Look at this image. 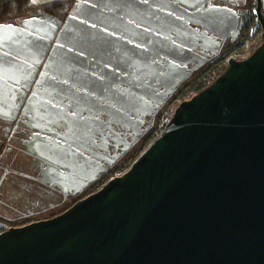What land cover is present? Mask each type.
Listing matches in <instances>:
<instances>
[{
  "label": "water",
  "instance_id": "95a60500",
  "mask_svg": "<svg viewBox=\"0 0 264 264\" xmlns=\"http://www.w3.org/2000/svg\"><path fill=\"white\" fill-rule=\"evenodd\" d=\"M83 1L71 12L81 21H66L44 71L81 60L102 68L145 63L141 50L122 51L130 35L149 44L154 36L143 37L138 27L134 35L119 33L116 46L113 36L99 34L98 22L119 20L120 0ZM35 20L0 24V65L33 51L36 64L45 61L50 37ZM230 64L179 106L124 175L51 221L2 232L0 264H264V43L246 62ZM4 69L5 63L3 87ZM50 84L56 94L70 88ZM17 91L13 97L24 102L25 93ZM53 93H38L32 102L50 118L57 108L46 100L59 101ZM6 95L0 89L1 103Z\"/></svg>",
  "mask_w": 264,
  "mask_h": 264
},
{
  "label": "flooded vegetation",
  "instance_id": "af4514ba",
  "mask_svg": "<svg viewBox=\"0 0 264 264\" xmlns=\"http://www.w3.org/2000/svg\"><path fill=\"white\" fill-rule=\"evenodd\" d=\"M67 2L62 12L45 6L14 24L34 18L37 30L50 37L41 66L34 51L24 54L26 59L17 56L21 62L12 57L2 62L5 86L0 89L7 95L0 101V234L51 221L124 175L193 87L204 91L230 63L246 62L264 43V0L261 12L258 0H120L114 7L119 20L98 22L99 34L113 36L116 46L119 33L134 35L138 27L143 37L154 36L149 44L148 37L142 41L129 33L132 42L122 51L141 50L145 63L102 68L81 60L62 69L52 64L46 73L44 64L66 21H81L71 12L87 3ZM107 42L114 45L112 39ZM51 81L70 88L56 94ZM17 89L25 93L24 102L13 97ZM46 90L59 100H46L57 108L52 118L38 102L32 105L33 97Z\"/></svg>",
  "mask_w": 264,
  "mask_h": 264
},
{
  "label": "rangeland",
  "instance_id": "374dc122",
  "mask_svg": "<svg viewBox=\"0 0 264 264\" xmlns=\"http://www.w3.org/2000/svg\"><path fill=\"white\" fill-rule=\"evenodd\" d=\"M60 1L61 0H33L32 2L31 1L28 2L24 7L19 6L17 4L16 5L12 4L3 10L4 11L3 22L14 25L16 24V22L21 20L23 17L25 18L33 14L34 12H36L37 9L45 8V6L52 7L50 11L52 13L62 12L61 11L62 7L69 4V2H67V0H62L61 1L62 3H60ZM222 72L223 71H221L220 74ZM220 74H216L215 76H212L211 80L215 79ZM197 89L198 87H193L192 90H190L186 95L191 98L192 96H194L196 93L200 91V90L197 91Z\"/></svg>",
  "mask_w": 264,
  "mask_h": 264
},
{
  "label": "trees",
  "instance_id": "16d2710c",
  "mask_svg": "<svg viewBox=\"0 0 264 264\" xmlns=\"http://www.w3.org/2000/svg\"><path fill=\"white\" fill-rule=\"evenodd\" d=\"M32 2L33 0H0V24H5V22H3V16H4V9L5 8H7V7H9L10 5H19V6H22V7H24L28 2ZM62 1V0H61ZM60 1V3H62ZM64 4V3H63ZM66 6V5H65ZM64 6V7H65ZM64 7H62V10H63V8ZM52 8V7H51ZM61 10V11H62Z\"/></svg>",
  "mask_w": 264,
  "mask_h": 264
}]
</instances>
